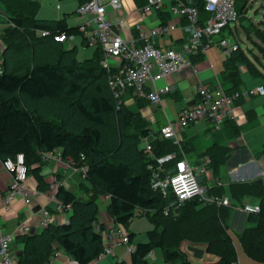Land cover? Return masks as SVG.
<instances>
[{"label":"trees","instance_id":"obj_1","mask_svg":"<svg viewBox=\"0 0 264 264\" xmlns=\"http://www.w3.org/2000/svg\"><path fill=\"white\" fill-rule=\"evenodd\" d=\"M0 1L7 8L8 3L11 5V27L0 36V163L23 155L27 176L39 185L43 184L42 154L59 150L69 166L87 168L80 184L87 198L80 199L58 186L55 199L72 213L68 223L48 225L40 237L32 239L38 242L32 244L30 238L21 237L25 247L22 258L16 257L17 263L42 261L50 255L52 242L58 243L78 264L94 262L104 247L102 235L94 229L99 215L97 199L108 197L107 213L117 224L127 227L135 211L140 210L154 227L147 233L148 243L135 245L130 264H148L145 257L155 250L162 253L163 264H191L174 244L175 228L183 227L184 221L191 225L190 230L184 229L186 238L205 244L206 251L218 259L202 264H238L217 214L192 215L193 209L201 205L199 199L185 202L175 214H164L174 196L170 192L168 197L163 196L152 188L157 157L145 155L139 147L150 133L149 125L127 109L123 103L126 96L120 100L114 97L109 86L114 71L100 66L102 51H98L96 59L78 63L74 51L63 50L62 42L54 39L61 33H78L77 28L71 31L55 22L36 20L29 15L24 1ZM245 5L244 1V6L237 7L239 15ZM195 6L199 13L204 12L200 0H195ZM253 36L259 41V45L253 42L254 47L264 59V32L254 31ZM240 65L264 82L256 65L239 46L226 58L225 71L233 72ZM246 215V221L254 226L244 228L239 241L245 253L264 264L263 201L259 213ZM128 236L131 241L134 234Z\"/></svg>","mask_w":264,"mask_h":264},{"label":"crops","instance_id":"obj_2","mask_svg":"<svg viewBox=\"0 0 264 264\" xmlns=\"http://www.w3.org/2000/svg\"><path fill=\"white\" fill-rule=\"evenodd\" d=\"M20 1L26 2V6L29 7V15L36 20L55 22L62 25L66 30L73 31L79 24H82L89 18L88 15L81 17L76 12L77 8L86 0H74L75 9L72 8L70 11H72L71 15L75 17L78 16V19L70 18V14H66L68 12L63 14L61 9L57 10L62 12L63 15L60 14L57 18L40 19L38 18V13L40 14L42 9V0ZM122 2V9L125 16L128 14V20L123 18L126 24L116 26V30L118 29L117 31L121 37L127 40H133L137 47H141L144 44V41L140 38L139 31L135 25H139L141 31L148 34L149 29L143 24L145 23V19L152 20L154 18L153 20H156L157 24L161 23L169 28L168 35L165 38L154 39V46L162 49L168 48L176 53H182L184 51V47L188 44L189 39V34L184 30L187 25L184 17L172 15L170 7L166 6V4L165 6H162L160 10L152 12L148 17L143 19L140 18L138 11L146 5L147 0H122ZM0 4L3 6V15H7L5 21L6 26L3 27L0 34V36H2L3 32L11 27V21H9V18L11 17V5L8 3L9 6L7 8L1 1ZM67 5L72 6V1L68 0L65 3V6ZM12 10L13 9H11V11ZM107 13L113 22L118 23L122 20L116 21L111 10ZM61 15L63 17H61ZM198 16L204 21L208 18V16H205L202 12H200ZM255 40L257 42L254 41V43L259 45V41L257 39ZM67 42L73 43L72 46L66 47ZM254 43L253 45H255ZM60 44L62 45L63 50L74 51L76 62L82 64L88 60L96 59V54L101 50L98 45L87 44L83 35L77 32H73L70 39H67ZM210 49L211 46L206 48L204 53H197L196 55L191 56L192 58L190 57V60L192 65L190 67L182 68L177 74L164 78L160 82L153 83L150 80L146 81L144 84V91L147 94L153 92L155 88H171V90L161 93L158 96L159 100L156 103H151L144 98L135 97L131 89H126L120 98L126 96L123 103L127 109L131 113L140 115V117H142L149 125L150 133L148 137L143 138L139 144L141 150L146 142L152 146V154H155V157L175 154L176 157L184 159L187 164L194 169L195 174L196 171H198L196 175L198 176L197 178H200L201 183H208L205 187L203 185V188L205 189V197H225L230 202V206H217L213 203L199 200L201 205L199 208L195 207L193 209L192 215L195 214L194 212L203 215L206 213L217 214L220 218V226L234 247L237 263L239 264V257L234 241H237L239 244L244 256L248 258L249 264H260L256 262V259L245 253V250L239 241L241 231L244 228H250L254 225L248 223L246 221L247 215L236 209V207L244 204L260 205L261 201H263L264 95H255L236 100L233 104L232 113L223 120L219 128H215L212 124L202 121L178 127L177 139H161L159 137L160 128L169 123L177 124L181 111L194 106L198 102V86L204 85L210 91L219 87L225 93L232 94L240 90L263 85V80L260 77H254L243 65H240L237 70L233 72H227L224 67L226 58L224 60H219L215 57V61L212 63L214 58L207 57V52ZM254 49L256 50L257 46ZM217 52L216 55H219V53L221 54V51L218 49ZM80 53L89 54L85 56V58L79 59ZM122 66L123 64L117 59H112L108 71L112 69L114 74H117ZM56 152H58V150L47 154H55ZM206 159H208L207 163L205 161ZM174 164L175 161L171 160L163 165V169H167L166 167L171 168ZM40 167L43 184L39 185L32 176H28L25 183L28 190L26 198L16 199L9 210H7L3 203L0 202V227L4 232L14 235V242L11 250L18 259L22 258L21 256L25 247V242L21 240V237L30 238V243L32 244L33 242H38L33 241L32 239L40 237L44 229H46L43 228L40 223L43 210L47 211L54 217L52 225L67 224L72 215L71 211L66 210L65 208L58 211V201L55 199L56 189L55 191L51 190V184H54L55 188L58 186L64 187L80 199L82 197L83 199L87 198L80 189V184L85 180V175L76 171L75 167L69 166L67 162L61 159V157L49 161L47 160V162L42 160ZM10 181V174L2 168L0 163L1 199L6 195ZM202 184L200 185L202 186ZM98 199L104 200L109 204L108 197H100ZM107 207L105 214L101 215L99 213L98 221L94 226L95 231L99 233L102 230L103 232L108 233L111 230L115 232V230L122 228L127 235L132 234L133 232L129 233L127 231L129 225L123 227L114 222L107 213ZM203 207H205V209H203ZM211 209H213L212 212ZM188 223L189 221H184L183 227L175 228L177 229L174 240L176 249L179 250L185 257L186 261L190 263V259L200 262L202 261L200 264L216 262L218 259L206 251L205 244L192 242V240L190 241L186 238L187 233L184 232L191 228V225L187 226ZM22 225L28 226L29 232L27 234L21 232L20 226ZM100 226H102V229ZM96 227H98V230ZM117 227L119 228L116 229ZM148 232L149 231L141 237H138L133 233L134 237H132L130 243L134 245V247L139 243H148ZM166 237L167 234L164 235L163 241L166 240ZM170 238L171 237H168L167 239ZM135 240H137V242H135ZM41 242L42 240L39 241V243ZM39 243L37 244L38 246ZM103 243L105 244L104 239ZM109 243V241L106 242V244ZM109 245H112L113 253L103 259H99L98 257L91 264H112L111 259L106 261L107 258L114 257L115 248L122 247V245H117L116 243H110ZM50 250L49 256L44 259L42 258V261L40 262L35 261L33 264H66L72 259L56 242L50 244ZM155 251L150 252L145 257L148 264L149 260L154 259L153 255ZM127 254H129L128 260L120 258L117 262L130 264L131 253ZM150 254H152V258L148 257ZM51 258H53L52 262H50Z\"/></svg>","mask_w":264,"mask_h":264},{"label":"built area","instance_id":"obj_3","mask_svg":"<svg viewBox=\"0 0 264 264\" xmlns=\"http://www.w3.org/2000/svg\"><path fill=\"white\" fill-rule=\"evenodd\" d=\"M200 1L204 13L208 14V18L204 22L199 20L198 7L195 6V0H147L146 5L138 11L140 18L144 19L167 4L166 6L170 7L172 15L184 17L187 22L184 30L189 34V39L182 53L154 46L155 38H165L168 35L169 28L161 23L149 29L148 34L142 32L139 25H135L139 31L140 38L144 41L141 47H137L133 40L121 37L117 31L118 29L116 30V26L126 24L123 18L128 20V14L125 16L122 9V0H86L77 8L76 12L79 16L91 15V18L77 26V31L83 35L87 44L100 47L103 54L100 65L109 70L112 59H117L123 64L121 70L114 74L109 81V86L116 99L119 100L126 89H131L135 97L156 103L159 100L158 96L171 90V88H155L153 92L147 94L144 91L146 81L160 82L164 78L177 74L182 68L190 67L192 65L190 57L197 53H204L206 48L211 45H215L227 57L238 49L239 45L232 37L230 39H221L216 43L211 40L212 36L219 35L230 23L237 22L239 13L236 0ZM107 8H110L113 12V17L116 21L122 20L118 23L113 22L107 13ZM71 36L61 33L56 35L54 39L57 42H64L70 39ZM197 94L198 102L194 106L181 111L177 124L169 123L159 129V137L161 139H177L178 127L202 121L219 128L223 120L232 113L233 104L236 100L255 95H264V87L259 85L255 88L227 94L219 87L210 91L204 85H200L197 88ZM143 153L147 156H152V146L145 142ZM57 157H60L59 150L55 154L45 153L41 155L42 160L45 162ZM81 159H84L82 155ZM171 160H174L175 164L166 173L163 165ZM205 161L207 163L208 159ZM155 164L156 168L152 170V188L159 190L163 196H167L169 192L174 196V201L164 210L165 215H169L171 212L175 214L185 202L194 199L213 203L217 206H230L229 200L225 197H205V189L200 185L198 176L184 159L176 157L175 154L166 155L157 157ZM1 166L11 176L6 195L3 199L0 197V202L9 210L16 199L27 197L28 190L25 184L28 179L27 169L24 165L23 155H17L15 159L3 161ZM149 168L151 167L149 166ZM75 169L84 175L87 170L86 167ZM50 189L55 191V185L51 184ZM57 209L61 211L64 207L57 202ZM65 209L70 210L69 208ZM236 209L248 215L257 214L260 212V205L244 204L238 205ZM53 219V216L43 210L40 220L41 226L46 228L52 224ZM96 229L98 230V227ZM20 230L24 234L29 232V228L26 225L20 226ZM100 234L103 239H107L110 243L124 246L127 253H132L135 250L127 233L122 228L115 232L111 230L108 233L100 231ZM13 242L14 235L4 232L0 227V264H18V259L11 250ZM109 244H104L99 259L106 258L113 253L112 245ZM148 257L152 258V254ZM52 261L53 258L50 259V262ZM66 264L78 263L70 259Z\"/></svg>","mask_w":264,"mask_h":264},{"label":"rangeland","instance_id":"obj_4","mask_svg":"<svg viewBox=\"0 0 264 264\" xmlns=\"http://www.w3.org/2000/svg\"><path fill=\"white\" fill-rule=\"evenodd\" d=\"M68 0H42V9L40 11V14L38 13V18L40 19H54L60 16L62 12H59L57 9H61L63 11V14H70V18L78 19V16H72L70 10L72 8L75 9V2L74 0L72 1V6L67 5L65 6V3ZM244 1L246 2V5L244 9L242 10L241 15H239V18L237 22L235 23H230L226 28L222 30V32L219 35H215L211 37V40L213 43H216L217 41L221 39H230L231 37L238 43L240 46L241 50L244 51V54L247 55V57L251 60L256 65V68L258 71L261 73V75L264 77V59L262 58L261 54L259 51L254 49L255 45H253V42H257L255 37L253 36L254 31H263L264 32V0H236V5L237 7H242L244 6ZM0 34L4 26H6V19L7 15H3L2 11V5L0 4ZM47 9V10H46ZM75 11V10H74ZM77 11V10H76ZM110 11V8H107V12ZM204 13V12H203ZM62 14V15H63ZM205 16H208V14L204 13ZM61 15V17H63ZM89 18L91 15H88ZM5 17V18H4ZM154 17V16H153ZM200 18V17H199ZM154 19V18H153ZM150 20V19H145V23L143 24L147 29H152L157 25L156 20ZM73 20V19H72ZM201 20V18H200ZM204 21V20H201ZM259 43V42H258ZM73 43L67 42L66 47H71ZM254 49V50H253ZM252 50L253 53H250L249 51ZM217 52V47L215 45H211V49L208 50L207 52V57L214 58L212 60V63L215 61V57H217L219 60H224L227 56L221 52L219 55H216ZM89 54V53H88ZM88 54L85 53H80L79 59L85 58ZM256 55L258 57L259 61L253 56ZM84 55V56H82ZM263 96V95H259ZM167 169H165V172L167 173ZM198 171H196L197 174ZM203 177V176H202ZM198 181L201 183L200 178H198ZM204 181V180H203ZM207 182H204L202 186L204 185L207 186ZM168 197V194H167ZM98 204V209L99 213L101 215L105 214L106 212V207L108 205V202L98 199L97 200ZM117 227L116 229H118ZM153 229V224L150 222L149 218H147L145 215H142L140 210H136L134 213V217L131 220L129 226L127 227V231L129 233L133 232L136 236L141 237L146 234L147 231H150ZM116 231V230H115ZM132 233V234H133ZM105 243L107 242V239L104 238ZM137 242V240H135ZM235 248L239 257V264H249L248 258L244 256L239 244L237 241H234ZM125 248L122 247H117L115 248V255L114 257H109L107 258L106 261L111 259L112 263L117 262L120 258L128 260L129 254H127L124 250ZM154 259L149 260V264H163V257L159 251H155L154 253ZM192 264H200V261H196L194 259H190Z\"/></svg>","mask_w":264,"mask_h":264}]
</instances>
